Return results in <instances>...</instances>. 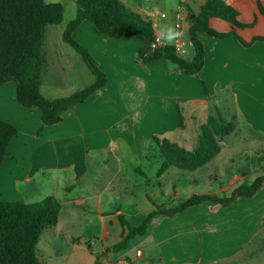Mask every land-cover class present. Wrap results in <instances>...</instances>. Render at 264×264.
I'll list each match as a JSON object with an SVG mask.
<instances>
[{
    "label": "crops",
    "instance_id": "0c3cea01",
    "mask_svg": "<svg viewBox=\"0 0 264 264\" xmlns=\"http://www.w3.org/2000/svg\"><path fill=\"white\" fill-rule=\"evenodd\" d=\"M121 1L149 17L155 23V34L173 47L177 41L167 43L161 25L173 26L178 12L187 22L188 13L196 14L206 0ZM223 1L239 12L241 22H254L253 27L238 31L241 38L249 41L264 36L256 30L264 21L257 9V1L264 7L263 0ZM216 20L220 19L210 20L211 28L230 30L225 21L226 25L215 27ZM184 24L181 56L191 59L189 23ZM198 37L204 46L203 68L197 75H185L163 59L144 63L138 38L104 39L89 24L81 23L72 38L89 51L107 81L86 101L66 111L58 123L41 129L39 110L17 103L15 84L0 86V119L17 128L0 168V200L35 203L54 196L62 206L56 226L41 235L36 247L43 264H95L97 259L100 264H264V183L252 197H236L226 206L205 201L172 216L155 215L144 236L131 240L123 251L112 250L121 239L119 216L128 222L127 214L118 210L120 195L133 196L138 188L162 184L178 170L168 167L160 172L164 159L155 137L193 150L209 116L234 124V131L219 139L220 152L191 172L197 173L193 183L205 184L193 195H230L264 172L252 175L247 183L246 171L234 174L230 185L219 181L217 188L213 175L204 172L214 169L215 178L222 180L225 162L233 160L232 150L239 142L256 147L255 152L246 153L264 156V42L245 47L234 37L216 39L203 33ZM65 47L43 51L40 92L46 99L69 97L95 81L81 56ZM78 72L84 83L73 89ZM7 94L10 99L4 104L2 98ZM139 161L146 162L147 172ZM56 176L67 183L51 186L48 180ZM169 180L165 196L158 197L159 192L146 196L149 205L129 224L139 225L158 207L168 209L184 202L175 190L176 182ZM92 210L96 222L84 217ZM93 224H99L96 242L93 233L81 229Z\"/></svg>",
    "mask_w": 264,
    "mask_h": 264
},
{
    "label": "trees",
    "instance_id": "16d2710c",
    "mask_svg": "<svg viewBox=\"0 0 264 264\" xmlns=\"http://www.w3.org/2000/svg\"><path fill=\"white\" fill-rule=\"evenodd\" d=\"M257 9L264 17V7L260 1H257ZM211 19L227 22L230 30H214L210 26ZM62 20L63 5L59 2L0 0V86L13 82L17 103L25 109L39 110V129L58 123L66 111L86 101L107 81L89 51L72 38L74 30L83 22L104 39L138 38L142 42L139 57L144 63L163 59L179 67L185 75H197L203 68L204 46L198 37L201 33L216 39L234 37L245 47L255 41L264 42V36H255L249 41L240 37L238 31L253 27L254 22H241L239 12L233 6L223 0H206L196 14L189 12L187 15L193 56L185 59L176 54L172 46L152 47L154 30L151 20L131 10L121 0H75V16L64 30L62 39L81 56L95 81L69 97L51 100L44 98L40 92L44 33L47 25H58ZM234 128L232 122L225 123L219 116H209L200 127L198 144L193 150H187L169 139L155 137L164 159L160 172L168 167L187 172L199 169L220 152L219 139L232 133ZM16 135L17 128L0 119V168ZM263 183L264 172L250 185L235 188L229 196L192 195L176 207L156 208L136 226L119 216L121 239L112 246V250L123 251L131 240L144 236L149 219L155 215L172 216L205 201L226 206L236 197H252ZM61 209L60 202L54 196L35 203L0 200V264H43L37 258L36 247L41 235L56 226ZM95 264H100L98 259Z\"/></svg>",
    "mask_w": 264,
    "mask_h": 264
},
{
    "label": "rangeland",
    "instance_id": "374dc122",
    "mask_svg": "<svg viewBox=\"0 0 264 264\" xmlns=\"http://www.w3.org/2000/svg\"><path fill=\"white\" fill-rule=\"evenodd\" d=\"M45 1L47 3L59 2L63 5V20L58 25H47L46 26L45 33H44L43 51L48 50L51 46H58V47L66 46L65 48L69 49L72 54H75L78 58H80V56L76 53V51H74V49H72L70 46H68L65 43L62 44L63 42L62 33L66 29L70 20H72L75 15V2L74 1L72 2L71 0H45ZM262 2L264 3V0ZM186 23L187 22H185V24ZM220 24L226 25L225 22L216 20V23L214 24V26L219 27ZM256 30L258 33H260V35H264V21H261L258 23V25L256 26ZM78 60H81V59H78ZM77 77H78V81L72 83L73 89H78L77 87L81 88L83 86V83H84L83 75L80 72H78ZM11 84H14V83L11 82ZM9 99H10L9 94H7L6 96L2 98L3 103L7 104V102H9ZM230 138H233V137H230ZM255 148L256 147L254 145L253 146L246 145L245 142H241V143L239 142L238 144H235V148L232 150V152L236 155L234 156L232 161L225 162L224 171H222L223 173H225V176L223 178L221 177L222 180L219 179L220 177L215 178L216 170L206 169L204 172L212 174L213 175L212 179L216 181L215 183L213 182V185L215 186V188H217L219 181H223L224 185H230V183L233 181L231 176L234 174H241V173H245L244 171H246L247 174H246L245 183H247L249 179H251L252 175L256 176V175H259L262 171H264V156L256 155V153H254ZM245 150L247 151L253 150L254 152L246 153ZM137 163H139L142 166V168L144 165L146 167L145 170L147 172L148 168H147V164L145 161H139ZM175 172L176 173H172L169 175V179H171V181L173 182H176L175 186L178 185L179 189L176 187L175 190L176 191L178 190L180 192V196L182 197L181 199L183 201L190 198L193 195V193H195L196 191H200L204 189L205 187L204 182L200 181L198 183H193V179L195 178V176H197V173H195V176H194L193 173L191 172L181 171L179 169ZM64 179H66V177ZM169 179L168 181H163L162 184L153 182L152 184H155L154 187L151 186L149 188V187L143 186L141 188H138L132 191L133 196L124 197V195L121 194L120 202H119L121 206L118 210L124 211L127 214L126 218L128 222L133 223L131 220L132 217H136V215H138L141 210L145 209L149 205L146 200V196H151V195L153 196L157 195L158 197L162 195L165 196L166 194L165 191L168 189V186L170 185ZM52 181H54V184H52ZM56 182H59V184H62L63 182L67 183V180L64 181L63 179L58 178L57 176L54 177L53 179L48 180V183L54 187H55ZM35 186L39 188L38 185H35ZM37 190H40V189H37ZM151 191L153 192V194H151ZM158 192L159 194L155 195V193H158ZM220 195L221 197L229 196L228 192H226L225 194H220ZM72 196L74 197V194H72ZM92 211L93 212L89 213L88 216L84 215V217H88V218L92 217L96 222L97 215L94 210ZM86 228L88 232H91L94 234V238L92 237L93 238L92 240L93 242H96L95 239L97 238L96 233H98L99 231V224H97V226L94 224L81 226L82 230H85ZM257 246L258 247L261 246L258 243V241H257Z\"/></svg>",
    "mask_w": 264,
    "mask_h": 264
},
{
    "label": "built area",
    "instance_id": "2783aa9c",
    "mask_svg": "<svg viewBox=\"0 0 264 264\" xmlns=\"http://www.w3.org/2000/svg\"><path fill=\"white\" fill-rule=\"evenodd\" d=\"M160 17L164 18L165 14L164 13L160 14ZM151 23H152V27L154 30L155 23L152 21H151ZM184 23H185L184 15L182 13L178 12L175 15L173 26L174 27L179 26L178 30H181L183 32V24ZM159 36H160V39H158ZM165 46H168V45L163 41V37L159 34H155V32H154V41L152 43V47H165ZM173 47L175 49L176 54H178L180 56L182 54H184L185 48H184V44L181 41V38L179 40H177V44H175ZM138 254H139V252H138Z\"/></svg>",
    "mask_w": 264,
    "mask_h": 264
},
{
    "label": "clouds",
    "instance_id": "9594fccd",
    "mask_svg": "<svg viewBox=\"0 0 264 264\" xmlns=\"http://www.w3.org/2000/svg\"><path fill=\"white\" fill-rule=\"evenodd\" d=\"M179 26H172L170 24L161 25V30L166 32L167 35V43H173L179 40L184 33L181 30H178ZM160 39V36L158 37Z\"/></svg>",
    "mask_w": 264,
    "mask_h": 264
},
{
    "label": "water",
    "instance_id": "95a60500",
    "mask_svg": "<svg viewBox=\"0 0 264 264\" xmlns=\"http://www.w3.org/2000/svg\"><path fill=\"white\" fill-rule=\"evenodd\" d=\"M190 17H193L192 15Z\"/></svg>",
    "mask_w": 264,
    "mask_h": 264
}]
</instances>
